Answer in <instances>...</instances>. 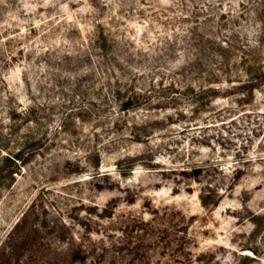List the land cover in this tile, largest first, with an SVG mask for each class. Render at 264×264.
Returning a JSON list of instances; mask_svg holds the SVG:
<instances>
[{"label":"rangeland","instance_id":"obj_1","mask_svg":"<svg viewBox=\"0 0 264 264\" xmlns=\"http://www.w3.org/2000/svg\"><path fill=\"white\" fill-rule=\"evenodd\" d=\"M0 264H264V0H0Z\"/></svg>","mask_w":264,"mask_h":264}]
</instances>
